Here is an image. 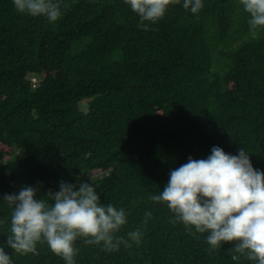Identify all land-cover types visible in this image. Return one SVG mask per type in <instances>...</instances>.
<instances>
[{
    "label": "trees",
    "instance_id": "1",
    "mask_svg": "<svg viewBox=\"0 0 264 264\" xmlns=\"http://www.w3.org/2000/svg\"><path fill=\"white\" fill-rule=\"evenodd\" d=\"M54 2L61 17L49 22L0 0V247L12 264H65L46 242L26 255L7 245L12 208L3 199L31 186L51 203L46 194L61 181L87 182L99 204L126 213L114 236L129 246L106 251L77 238L75 264H257L235 241L212 249L208 233L151 196L213 146L243 148L264 172V27L253 39L240 0H202L197 13L179 0L144 21L147 30L125 0ZM42 46L63 58L69 78L41 71ZM231 78L239 100L226 90ZM133 87L143 92L127 96ZM137 230L139 244L128 237Z\"/></svg>",
    "mask_w": 264,
    "mask_h": 264
},
{
    "label": "clouds",
    "instance_id": "2",
    "mask_svg": "<svg viewBox=\"0 0 264 264\" xmlns=\"http://www.w3.org/2000/svg\"><path fill=\"white\" fill-rule=\"evenodd\" d=\"M138 14L140 27L144 21L156 23L163 18L170 4L179 0H125ZM250 14L249 31L253 39L264 27V0H240ZM15 9L33 17L45 16L49 22L61 17L54 0H13ZM183 7L197 13L202 0H184ZM36 189L22 188L18 194H5L4 201L12 208L7 245L16 253L36 254V244L45 243L65 264H75L74 242L84 238L86 244L102 243L104 250H117L120 243L129 246L123 237H115L126 223L123 208L98 203L100 197L87 183L76 185L61 181L59 191L46 194L51 200L36 199ZM154 202H163L177 220L198 233H208L206 242L212 249L224 242L235 241L234 251L247 259L264 264V172L254 169L248 153L241 148L231 155L213 146L206 159L188 158V162L170 172L169 180ZM151 213H145L150 217ZM128 237L139 244L140 232ZM233 260L240 257L232 255ZM0 264H12L11 257L0 247Z\"/></svg>",
    "mask_w": 264,
    "mask_h": 264
},
{
    "label": "rangeland",
    "instance_id": "3",
    "mask_svg": "<svg viewBox=\"0 0 264 264\" xmlns=\"http://www.w3.org/2000/svg\"><path fill=\"white\" fill-rule=\"evenodd\" d=\"M42 50L44 52V63L41 67V71L44 74L51 75L52 77H55L57 79H66L71 76V70L68 64H66L62 57H55L53 55V50L49 46H42ZM235 81L231 78L228 80L226 84V90L228 91V94L230 97L235 98L239 100L241 98V93L236 91L234 88ZM143 92L142 88L133 87L131 89H128L126 92L127 96H135L138 94H141ZM4 150H6L5 147L0 146Z\"/></svg>",
    "mask_w": 264,
    "mask_h": 264
},
{
    "label": "built area",
    "instance_id": "4",
    "mask_svg": "<svg viewBox=\"0 0 264 264\" xmlns=\"http://www.w3.org/2000/svg\"><path fill=\"white\" fill-rule=\"evenodd\" d=\"M31 80H32V86H34L35 85V83H34L35 82V78H32Z\"/></svg>",
    "mask_w": 264,
    "mask_h": 264
}]
</instances>
